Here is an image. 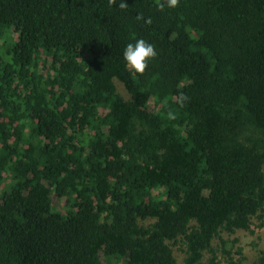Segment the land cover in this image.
<instances>
[{"label":"trees","instance_id":"obj_1","mask_svg":"<svg viewBox=\"0 0 264 264\" xmlns=\"http://www.w3.org/2000/svg\"><path fill=\"white\" fill-rule=\"evenodd\" d=\"M120 2L0 0V264H264V0Z\"/></svg>","mask_w":264,"mask_h":264},{"label":"rangeland","instance_id":"obj_2","mask_svg":"<svg viewBox=\"0 0 264 264\" xmlns=\"http://www.w3.org/2000/svg\"><path fill=\"white\" fill-rule=\"evenodd\" d=\"M117 89L120 93H122L125 97L128 96L127 91L123 87V85L115 80ZM8 178L5 179L4 186L7 184ZM58 207L61 206V202L56 203ZM152 219H147L144 222H149ZM220 236H222L224 239H232L236 237L237 244L242 247L243 254L245 255L246 262H254L257 261V257L259 255V252L261 249H264V228H255L254 232H250L249 230L245 229H237L233 233H227V232H221ZM170 245L172 247L173 254L176 258V263L180 264L183 261V258L185 256V245L183 244L182 240L179 239L176 242L172 243V241H169ZM213 246L216 249V252L219 254H222L221 250H219L220 247V240L218 237H216L213 240ZM209 254H205V261Z\"/></svg>","mask_w":264,"mask_h":264},{"label":"clouds","instance_id":"obj_3","mask_svg":"<svg viewBox=\"0 0 264 264\" xmlns=\"http://www.w3.org/2000/svg\"><path fill=\"white\" fill-rule=\"evenodd\" d=\"M109 6L115 5L116 0H108ZM179 4V0H166V5L169 8H175ZM118 7L120 9H125L128 7V5L124 2V0H121V2L118 4ZM160 10H163L165 7L164 3H161L158 5ZM138 20L144 19L142 15H137ZM146 23L151 24V19L148 18L146 20ZM157 56V52L155 50L154 45L151 43H148L144 39H137L135 43H129L127 44L126 48L123 52V57L126 62V66L131 69L134 73L143 75L146 71V69L149 66V61L154 59ZM190 98L181 93L179 95L178 103L181 107L184 106L185 102L188 101ZM167 118L169 120L176 119V113L169 110L167 112Z\"/></svg>","mask_w":264,"mask_h":264}]
</instances>
